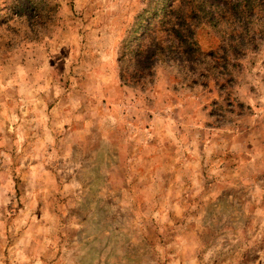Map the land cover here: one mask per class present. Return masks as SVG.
Returning <instances> with one entry per match:
<instances>
[{
	"label": "rangeland",
	"instance_id": "374dc122",
	"mask_svg": "<svg viewBox=\"0 0 264 264\" xmlns=\"http://www.w3.org/2000/svg\"><path fill=\"white\" fill-rule=\"evenodd\" d=\"M154 3L0 0V264H264V7L131 86Z\"/></svg>",
	"mask_w": 264,
	"mask_h": 264
},
{
	"label": "trees",
	"instance_id": "16d2710c",
	"mask_svg": "<svg viewBox=\"0 0 264 264\" xmlns=\"http://www.w3.org/2000/svg\"><path fill=\"white\" fill-rule=\"evenodd\" d=\"M238 1L155 0L119 59L126 64L121 70L122 81L144 87L154 75V66L161 61L178 63L185 68L202 64V60L212 56L202 54L198 31L201 26L212 25L209 18H214L216 11L224 13L229 5L234 11H240L239 7L245 5L244 13L251 14L256 9L254 3L257 8L264 7V0H246L244 5H236ZM232 55L237 57V52Z\"/></svg>",
	"mask_w": 264,
	"mask_h": 264
}]
</instances>
